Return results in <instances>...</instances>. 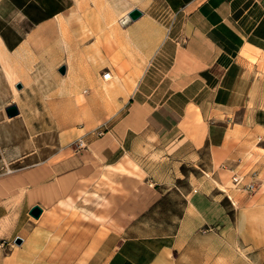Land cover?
Returning <instances> with one entry per match:
<instances>
[{
	"label": "crops",
	"instance_id": "obj_1",
	"mask_svg": "<svg viewBox=\"0 0 264 264\" xmlns=\"http://www.w3.org/2000/svg\"><path fill=\"white\" fill-rule=\"evenodd\" d=\"M0 65L22 86L0 134V264L30 218L86 195L116 239L98 264H229L231 239L259 264L264 0H0ZM233 171L257 191L231 189ZM175 191V226L148 232Z\"/></svg>",
	"mask_w": 264,
	"mask_h": 264
},
{
	"label": "rangeland",
	"instance_id": "obj_2",
	"mask_svg": "<svg viewBox=\"0 0 264 264\" xmlns=\"http://www.w3.org/2000/svg\"><path fill=\"white\" fill-rule=\"evenodd\" d=\"M130 1L136 2L137 0ZM159 9L161 10L160 16L165 18L167 12L161 7ZM4 71L3 66L0 65V134L3 133L2 123L10 121L5 114V108L17 100V93L20 89H17L16 84L21 83L18 78L8 79ZM2 156L0 148V160ZM0 164L2 165L0 170H2L4 163ZM196 176H202V174L197 171ZM178 183L183 192L185 180L178 181ZM225 199L230 201L227 196ZM72 200L63 211L59 208L47 210L46 218L43 220L31 223L30 218L29 222L19 229L15 238L5 247L3 264H98L105 261L111 249L110 247L107 250V247L115 243L116 239H106L101 230L102 220L95 213V216L91 215V198L86 195L83 198L73 197ZM182 205L183 197L180 192L175 191L165 201V207L161 206L163 209L160 212L158 210L157 213L149 215L151 220L158 221L163 226L148 232H156V229H160L159 232L171 231L176 224L172 221H175L176 217L181 214ZM16 238H20V243L16 242ZM204 241L207 240L197 236V246H203ZM230 242L228 246L235 254L232 263L229 264L250 263L235 239H231ZM98 249L105 250V252L93 256ZM258 262L264 264V254Z\"/></svg>",
	"mask_w": 264,
	"mask_h": 264
},
{
	"label": "built area",
	"instance_id": "obj_3",
	"mask_svg": "<svg viewBox=\"0 0 264 264\" xmlns=\"http://www.w3.org/2000/svg\"><path fill=\"white\" fill-rule=\"evenodd\" d=\"M102 77L104 80H108L110 79L111 75L110 72H103ZM109 127L108 125H102L96 129H94L93 131H90V133L88 135H82L78 138H76L72 144H74L75 149L77 151L82 150L87 148L88 143H89V137L92 138H98V137H102L103 135H105L106 133L109 132ZM87 136V137H86ZM248 175V176H247ZM257 173L251 172L248 173L246 175L237 173V172H232L231 177H230V182H231V189L237 190V191H243L245 192L248 196H251L252 194H254L257 191ZM245 177H248L249 180L244 181ZM227 197L231 200V197L227 195Z\"/></svg>",
	"mask_w": 264,
	"mask_h": 264
},
{
	"label": "water",
	"instance_id": "obj_4",
	"mask_svg": "<svg viewBox=\"0 0 264 264\" xmlns=\"http://www.w3.org/2000/svg\"><path fill=\"white\" fill-rule=\"evenodd\" d=\"M141 15H142V12L137 8L132 9L128 13V17L131 20H136ZM58 71H59V73L64 74L65 73V67L64 66L59 67ZM16 87H17V89L22 88L21 84L16 85ZM5 114L8 118H13L19 114V110L15 104H12V105H9L5 108ZM42 212H43V209L39 205H34L33 207L30 208L28 214L34 219H39ZM20 241H21L20 238H16L17 243H20Z\"/></svg>",
	"mask_w": 264,
	"mask_h": 264
},
{
	"label": "bare ground",
	"instance_id": "obj_5",
	"mask_svg": "<svg viewBox=\"0 0 264 264\" xmlns=\"http://www.w3.org/2000/svg\"><path fill=\"white\" fill-rule=\"evenodd\" d=\"M7 75L10 77V74L9 73H7ZM73 200H72V198L71 197H69L68 198V204H69V202H72ZM91 215H94L93 213H91ZM95 216V215H94Z\"/></svg>",
	"mask_w": 264,
	"mask_h": 264
}]
</instances>
